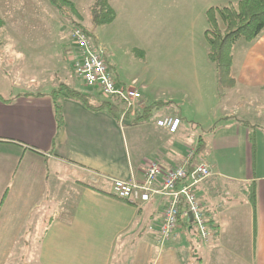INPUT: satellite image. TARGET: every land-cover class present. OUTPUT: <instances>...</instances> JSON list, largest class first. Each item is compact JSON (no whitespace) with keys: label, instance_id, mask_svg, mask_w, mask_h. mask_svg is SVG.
Segmentation results:
<instances>
[{"label":"crops","instance_id":"0c3cea01","mask_svg":"<svg viewBox=\"0 0 264 264\" xmlns=\"http://www.w3.org/2000/svg\"><path fill=\"white\" fill-rule=\"evenodd\" d=\"M237 64L231 101L207 133L181 109L131 125L69 98L59 113L53 87L0 93L9 100H0V264H193L189 255L197 264H264V31ZM137 89L148 105L145 86ZM166 116L181 119L177 133L157 125ZM198 144L213 156L211 176L196 189L212 235L189 253L175 247L199 235L184 219L171 241L159 239L165 197L133 205L113 186L142 182L155 162L172 170Z\"/></svg>","mask_w":264,"mask_h":264},{"label":"rangeland","instance_id":"374dc122","mask_svg":"<svg viewBox=\"0 0 264 264\" xmlns=\"http://www.w3.org/2000/svg\"><path fill=\"white\" fill-rule=\"evenodd\" d=\"M71 1L76 12L67 7L57 10L47 0H0L4 21L0 30L1 94L18 96L65 84L102 100V95L73 75L71 32L79 27L100 48L117 82L136 89L145 86L141 90L152 106V122L181 109L203 127L186 122L187 129L207 133L212 117L231 100L225 91H218L216 67L209 59L206 14L211 7L237 5L239 0H111L95 20L94 0ZM244 46L240 41L234 48L237 62L242 60ZM237 62L233 67L236 77ZM202 158L211 168L212 154ZM192 237L183 238L175 247L190 253L197 244L200 250V235ZM191 260L197 264V258L189 255Z\"/></svg>","mask_w":264,"mask_h":264},{"label":"built area","instance_id":"2783aa9c","mask_svg":"<svg viewBox=\"0 0 264 264\" xmlns=\"http://www.w3.org/2000/svg\"><path fill=\"white\" fill-rule=\"evenodd\" d=\"M71 39L76 44L77 52L74 54V72L77 78L88 89L97 90L108 99H116L128 108H136L141 102V92L132 87L117 85L104 58L100 55V48L81 28L76 27L71 32ZM160 128L175 134L178 132L181 121L173 116H166L158 120ZM194 156V150L189 152L188 160L176 168L164 173L161 165L152 163L145 169L144 180L114 181V195L133 205L145 204L153 197L166 198L162 221L159 227L161 242L172 240L181 221L187 220L189 214L193 215V224L200 237L205 242L211 240V228L207 214L202 209L197 199V186L211 176L209 166L203 161L194 164L189 171L188 161ZM162 181H160V179ZM190 222V219H189Z\"/></svg>","mask_w":264,"mask_h":264},{"label":"trees","instance_id":"16d2710c","mask_svg":"<svg viewBox=\"0 0 264 264\" xmlns=\"http://www.w3.org/2000/svg\"><path fill=\"white\" fill-rule=\"evenodd\" d=\"M47 1L57 10H62L65 7L70 8L74 12L77 10L75 4L71 0ZM109 1L111 0H94L92 7L93 20L99 16L100 11L102 13V10L104 11L105 9L106 12V8L109 6ZM206 16L208 22L206 38L209 43V59L216 67L217 85L219 91H231L237 85V79L233 73L234 48L240 41H244L246 44L256 41L264 31V0H239L237 5L231 3L229 6L225 7L214 6L207 11ZM112 18L113 17L110 16L107 20L110 21ZM3 26L4 21L0 15V30ZM83 30L88 34L87 30ZM74 46L75 51L74 49L72 50L70 63L73 75L77 78L74 72V62L72 61L74 54L77 52L75 43ZM104 61L106 62L109 73L113 77L109 64L105 59ZM113 79L115 80L114 77ZM115 82L120 87H126L125 83L120 84L116 80ZM61 85L62 86L60 88H54L51 91V96L59 113L61 112L59 100L64 97L76 100L90 110L98 112L104 111L118 120L129 121L131 125L144 124L150 119L152 106L145 105L142 107V102H139L136 105V108H128L127 105L116 99L103 97L102 100H96V97L91 94L74 90L65 84ZM94 91L101 95L99 91ZM0 100L9 102V100H5L1 94ZM217 124L214 125V128ZM201 148L202 145L198 144L194 149L193 158L188 161V168L190 172L192 171L190 169L194 164H199L200 161L203 160L202 155H200ZM189 152L182 163L188 160ZM250 198L255 210L256 184H253L252 186ZM186 221L189 222V218Z\"/></svg>","mask_w":264,"mask_h":264},{"label":"water","instance_id":"95a60500","mask_svg":"<svg viewBox=\"0 0 264 264\" xmlns=\"http://www.w3.org/2000/svg\"><path fill=\"white\" fill-rule=\"evenodd\" d=\"M128 124H130V122H127ZM189 219H190V223H193V215L189 214Z\"/></svg>","mask_w":264,"mask_h":264}]
</instances>
